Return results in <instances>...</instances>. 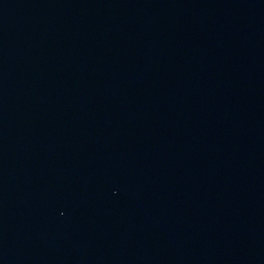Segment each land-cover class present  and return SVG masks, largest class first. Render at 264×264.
<instances>
[{
	"label": "water",
	"instance_id": "water-1",
	"mask_svg": "<svg viewBox=\"0 0 264 264\" xmlns=\"http://www.w3.org/2000/svg\"><path fill=\"white\" fill-rule=\"evenodd\" d=\"M0 264H264V0H0Z\"/></svg>",
	"mask_w": 264,
	"mask_h": 264
}]
</instances>
